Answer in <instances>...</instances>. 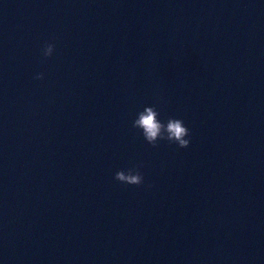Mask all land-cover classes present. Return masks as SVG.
<instances>
[{"label": "water", "instance_id": "water-1", "mask_svg": "<svg viewBox=\"0 0 264 264\" xmlns=\"http://www.w3.org/2000/svg\"><path fill=\"white\" fill-rule=\"evenodd\" d=\"M0 264H264V0H0Z\"/></svg>", "mask_w": 264, "mask_h": 264}, {"label": "clouds", "instance_id": "clouds-1", "mask_svg": "<svg viewBox=\"0 0 264 264\" xmlns=\"http://www.w3.org/2000/svg\"><path fill=\"white\" fill-rule=\"evenodd\" d=\"M56 52L54 43H47L42 49V56L45 60L51 59ZM36 80H44L45 76L40 73L34 77ZM161 113L155 106L145 107L137 114L133 121V128L140 131L145 141L153 148L159 146L161 141L177 145L180 149H188L191 146L192 133L182 119L169 118L167 122L161 120ZM143 164L138 163L128 168L127 171L119 170L114 179L128 187L142 188L145 186V176L141 169ZM148 188L155 185L149 184Z\"/></svg>", "mask_w": 264, "mask_h": 264}]
</instances>
